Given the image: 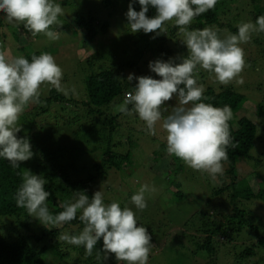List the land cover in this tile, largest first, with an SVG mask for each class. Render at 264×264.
I'll use <instances>...</instances> for the list:
<instances>
[{
	"label": "trees",
	"instance_id": "obj_1",
	"mask_svg": "<svg viewBox=\"0 0 264 264\" xmlns=\"http://www.w3.org/2000/svg\"><path fill=\"white\" fill-rule=\"evenodd\" d=\"M232 1L217 0L213 9L193 19L188 26L189 29L215 27L221 35L220 30L224 27L222 24L223 11L232 16L233 8L240 9L245 4L247 5L245 7L254 10L253 12L252 9H249L252 10L250 11L252 22H255L258 16L264 15V0H238L236 6L229 10L225 9L226 3ZM126 3L129 7L131 0H126ZM133 7L134 10L140 11L138 3L133 4ZM3 15L4 13L0 12V29ZM147 15L149 18L155 16V9L149 8ZM16 25L13 33L17 53L29 60L32 55H39L28 51V47L35 41V36L24 28L22 23ZM72 25L74 30L79 32L84 46L91 44L107 29L106 24L91 17H77L72 21ZM226 27L230 33L237 32V27L232 26L229 19L226 22ZM136 34L140 36L144 45L140 54L143 52L149 54L150 51L152 55H156L164 61L170 57V50L164 49V47L172 41H176L178 34L182 36L174 21L165 22L159 35L155 32L145 34L142 31ZM243 49L245 53L246 48ZM245 56H247L246 53ZM250 59L252 58L250 57ZM129 65L121 66L130 68ZM118 69L99 70L87 75L85 79L86 97L80 106L78 101L68 99L53 88L47 97L40 96L38 103H30L26 107L25 113L29 116L26 117L27 123L29 122L33 127L39 126L38 122L42 119L41 117L47 115L48 110L53 108L55 103L65 105L68 109L73 107L74 109L70 112L74 115L70 116L68 111L66 118L65 116L61 117L62 122H74L75 125L79 121L76 113L81 112V115H84L81 118L83 122H80L81 125L78 127L83 128L84 136L72 147L45 148L33 151V158L22 162L18 169L11 167L8 161L0 159V264H49L51 261L54 264H64L73 254L77 255V259L82 264H112L116 261L114 254H108V259H103L102 240L98 241L92 255L88 256L84 247L70 245L58 239L62 232L78 234L82 230L83 225L78 218L58 228L42 226L36 219L29 217L25 209L18 208L13 197L16 189L22 183L24 171L29 170L46 180L45 190L50 193L46 204L52 214H57L62 211L61 205L73 198L72 192L85 191L91 199L93 194L99 191L96 190L99 183L106 181L110 171H112L111 175L115 176V172L121 169L126 170L132 166L116 165L115 161L119 160L121 163L129 164L132 151L137 146L134 134H143L147 130L144 122L137 115L128 116L116 110V105L123 102L125 93L133 88L125 75H122ZM152 78L159 79L155 74ZM203 95L207 97L203 102L210 103L214 107H223L224 105L231 107L232 118L229 121L231 144L227 149L228 160L223 162L222 176L213 182L206 181L213 189L208 194V199L220 198V200L218 199L219 204H216L214 210L203 209L204 212L200 214V220H196L198 227L196 232H201L204 237L196 240V237L193 236L191 239L193 240L192 248L182 255H177V258L170 264H219L218 252H221L219 250L225 246L229 247L227 248L229 250L233 249V251H229L230 257H233L232 261L227 264H264V154L257 158L250 155L255 146H262V153H264V134H261L262 139L260 140L258 126L248 117L243 116L247 99L232 86L220 87L218 90L207 86ZM262 100H264V95ZM167 102L162 106L163 115H166L164 110ZM262 102L255 108L261 120L260 125L264 126V105ZM71 103L72 106H70ZM41 106L45 108L42 114L35 115L34 113H37ZM240 114L242 115L239 116ZM37 117L39 119H36ZM161 131L163 133L162 129ZM41 132L46 134L43 136L45 141L52 140L47 127L42 128ZM262 132L264 133V129ZM24 134H19L18 137H23ZM163 134L166 137V133ZM44 139L42 138L39 143L44 142ZM86 142L94 144V150L86 151V146H84ZM158 144L155 152L144 157L145 161H148L145 166L148 172L160 177H169L175 171L181 169L185 172L188 169L207 178V173L193 170L185 164L178 167L180 160L167 153L165 144L159 142ZM51 145L53 144L49 146ZM92 151L95 162H91L87 156ZM84 158L87 160L80 162V159ZM241 161L253 163L259 170L241 175L237 168ZM174 196L183 199V193L180 190L176 189ZM105 202L111 203L107 200ZM235 239H254L255 241L241 249L234 243ZM100 251L101 255L98 256ZM201 255H204V259L201 258ZM153 257H149L148 264Z\"/></svg>",
	"mask_w": 264,
	"mask_h": 264
},
{
	"label": "clouds",
	"instance_id": "obj_2",
	"mask_svg": "<svg viewBox=\"0 0 264 264\" xmlns=\"http://www.w3.org/2000/svg\"><path fill=\"white\" fill-rule=\"evenodd\" d=\"M135 3L140 5V11L134 10ZM216 3L217 0H131L126 19L132 33L159 35L166 21H174L183 35L187 55L150 61L148 68L159 79L129 74L127 81L135 80V87L116 105L121 114L137 115L149 135H156L159 124L166 133L167 153L193 170L207 173L212 180L223 175V162L228 160L232 111L229 105L214 107L203 102L207 97L196 74L206 70L221 84L236 79L245 65L241 45L250 42L254 34L264 33V15L255 22H241L236 33L223 37L215 27L190 30L193 19L213 9ZM149 8L156 11L151 18L147 15ZM0 12L9 24L22 23L34 36L43 33L51 41L59 39V31L51 30L63 14L56 0H0ZM62 76V69L50 53L34 54L29 60L22 55L8 58L0 52V159L11 167L18 169L22 162L33 158L30 140L17 136L21 131L17 126L20 115L30 103L39 102L40 88L45 83L68 95ZM236 83L242 84L243 79H236ZM173 98L178 103L163 116L162 106ZM45 184L42 176L25 170L13 197L16 206L42 226L58 228L78 218L82 230L78 234L62 232L58 239L84 247L88 256L102 240L103 259L114 254L118 264H148L152 237L147 228L138 224L136 211L147 207L146 194L153 191L149 185L142 184L131 196L136 211L118 202L106 203L100 189L91 199L85 191L72 192L73 198L61 205L62 211L52 214L46 204L50 193Z\"/></svg>",
	"mask_w": 264,
	"mask_h": 264
},
{
	"label": "rangeland",
	"instance_id": "obj_3",
	"mask_svg": "<svg viewBox=\"0 0 264 264\" xmlns=\"http://www.w3.org/2000/svg\"><path fill=\"white\" fill-rule=\"evenodd\" d=\"M56 2L61 4L63 14L59 17L58 23L52 26L51 30L59 31V39L51 41L43 33L37 34L35 35V41L28 47V51L38 54L47 52L55 58L56 63L62 69V84L69 93L64 95L63 92H59L60 94L68 99L78 101L80 106L86 97L85 79L87 75L99 70L119 68L118 71L125 75L126 78L129 74H134L137 77L154 76V73L152 75L150 72L148 65L150 61H155L159 57L152 55L149 50H146L149 51V54H146V52L140 54L144 45L140 36L132 33L130 28H128L126 19L128 5L126 0H56ZM237 3L238 0L227 2L225 9L229 10L236 6ZM245 6L247 5H243L240 9L237 7L236 10L233 8L232 16L223 11L222 24L224 27L220 30L222 37L230 33L226 27L228 19L229 23H232L234 27H237L241 22L251 21L250 11L253 8H249L252 9L249 10ZM236 13L237 15H235ZM77 17H91L102 24H106V32L91 44L84 46L79 32L74 30L72 25V21ZM1 20L0 52L5 53L8 58H12L19 55L13 33V29L19 23L9 24L5 20V14L1 17ZM170 22L172 21H166V23ZM177 36L176 41H172V43L164 47V49L170 50L169 58L187 55V48L182 43L183 35L178 34ZM241 47L246 48L245 53L247 56H244V68L236 79L242 78V84L236 83V79L227 84H221L215 80L214 76L202 69L196 74V79L199 84L203 85L204 89L207 86L215 90L220 87L232 86L236 91L244 95L247 101L243 116L248 117L258 126L261 140V134H264L262 132L264 126L260 125L261 120L255 107L264 101L262 100L264 95V33L254 34L251 41L241 45ZM177 61L179 60L177 59ZM126 64H130L129 67H131H122ZM130 84L135 87L136 81L133 80ZM53 88L47 83L43 84L40 88V96L47 97L49 91ZM262 103L264 105V102ZM176 104L177 100L175 98L172 101H168L164 110L166 115H162L167 116L170 114L172 107ZM70 106H72V103ZM54 107L48 110L47 115L41 117L42 119L38 122L39 126L36 127H33L29 122L27 123L28 119L26 117L29 116L25 111L19 117L17 126L21 128V131L17 133V136L25 133L23 137L27 136L30 140L32 151L34 152L45 148L64 149L72 147L76 142H80L81 137L84 136V133H82L84 131L83 128L78 127L81 125L80 122H83L81 118L84 115H81V112L76 113L79 121L74 125V122H62L63 119L61 118L64 116L66 118L68 111V114L73 116L74 114L70 112L74 109L73 107L68 109L65 105L62 106L58 102L55 103ZM44 109V106H41L37 113L34 114L40 116ZM111 112L113 113L112 109ZM239 116L238 118H240ZM36 119H39V117ZM41 127L44 129L47 127L50 130L49 133L52 136V140L47 139L45 141L43 136L46 134L41 132ZM163 133L160 126L157 125L156 135H149L148 132L134 134V141L137 146L132 151L130 163L125 164L119 160L115 161L116 165L132 166L126 170L121 169V172H115V176H112V171H110L106 181L100 182L99 187L96 188V190L101 189L103 191L105 200L108 202H118L121 207L128 206L133 208L134 211L136 210L131 204L130 198L137 189L142 184H147L153 189V191L146 194L147 207L143 211H136L138 224L147 228L152 237L149 257H154L149 264H170L177 258V255H182L185 251L190 250L193 245V240H191L193 236L196 237V240L202 236L204 237L201 232H196L198 228L196 220H200V214L204 212L203 209L206 211L214 210L220 200V198L208 199V194L213 189L206 181H215L209 175H207V178H203L197 172H192L188 169L184 172L180 169V171H175V174L172 173L169 177H160L145 169L148 161H145L144 157L156 151L157 145H159L158 142L166 145ZM42 138L44 142L39 143ZM38 143L40 144L39 147L37 146ZM50 144L53 145L49 146ZM84 146H86V151H91L95 148L94 144L87 142ZM262 151V146H255L251 150L250 155L253 158H257L264 154ZM93 154V151L87 154L91 162H95ZM40 157L42 158V154ZM86 160L85 158L80 159V162ZM178 160L180 159L178 158ZM184 164L180 160L178 167ZM237 168L241 175H247L249 172L259 170L255 168L253 163H247L246 161L239 162ZM176 189L183 193V199L173 197ZM233 241L243 249L244 246H248L250 242L255 240L235 239ZM227 248L229 247L225 246V248L219 250L221 251L218 252L219 264H227L232 261L233 257H230L229 251H233V249L229 250ZM201 258L204 259V255H201ZM49 264H54V262L51 261ZM64 264L82 263L77 259V255L73 254ZM112 264H118V262L115 261Z\"/></svg>",
	"mask_w": 264,
	"mask_h": 264
}]
</instances>
